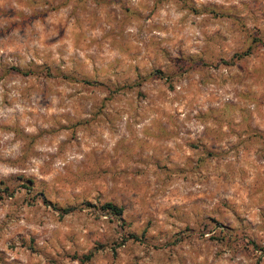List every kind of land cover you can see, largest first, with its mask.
I'll return each instance as SVG.
<instances>
[{
  "label": "rangeland",
  "instance_id": "374dc122",
  "mask_svg": "<svg viewBox=\"0 0 264 264\" xmlns=\"http://www.w3.org/2000/svg\"><path fill=\"white\" fill-rule=\"evenodd\" d=\"M0 264H264V0H0Z\"/></svg>",
  "mask_w": 264,
  "mask_h": 264
},
{
  "label": "trees",
  "instance_id": "16d2710c",
  "mask_svg": "<svg viewBox=\"0 0 264 264\" xmlns=\"http://www.w3.org/2000/svg\"><path fill=\"white\" fill-rule=\"evenodd\" d=\"M247 53H248V51H244L241 53H236L234 56L237 58H240L241 56H244ZM105 207L108 208L114 214H119V212H120V209L117 208L116 206L112 205L111 203H105Z\"/></svg>",
  "mask_w": 264,
  "mask_h": 264
}]
</instances>
